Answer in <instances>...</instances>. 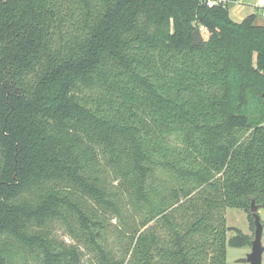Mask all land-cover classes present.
I'll list each match as a JSON object with an SVG mask.
<instances>
[{
    "label": "trees",
    "instance_id": "trees-1",
    "mask_svg": "<svg viewBox=\"0 0 264 264\" xmlns=\"http://www.w3.org/2000/svg\"><path fill=\"white\" fill-rule=\"evenodd\" d=\"M209 1L0 0V264L251 246L226 210L264 208V25Z\"/></svg>",
    "mask_w": 264,
    "mask_h": 264
},
{
    "label": "rangeland",
    "instance_id": "rangeland-1",
    "mask_svg": "<svg viewBox=\"0 0 264 264\" xmlns=\"http://www.w3.org/2000/svg\"><path fill=\"white\" fill-rule=\"evenodd\" d=\"M258 0H237L235 2H231L228 5L230 18L237 23H241L250 15L255 14L257 16L256 25L263 26L264 25V14L262 9H258L256 4ZM202 30V29H201ZM204 32V31H203ZM206 36L205 34L203 35ZM250 214L245 212L242 209H234L228 208L226 210V222L227 226L230 228H234L238 232L250 238L251 242L254 240V232L255 228L253 226L252 220L250 219ZM259 216L261 218V222L264 224V208L259 210ZM264 227V225H263ZM69 229L65 226H55L52 229V234L55 235V238L61 241L71 243L72 240L68 235ZM237 235L236 231H231L228 233V238H232ZM9 246L6 245L5 255L8 259L7 264H38L35 260V257L31 256L26 251H22L19 249L18 245L14 243H9ZM262 245L264 247V230H263V238ZM252 246H247L244 248H231L227 249V264H245L241 263L240 260L245 259L246 256L251 253ZM84 264H91L90 259L86 258L84 260ZM262 264H264V253L262 256Z\"/></svg>",
    "mask_w": 264,
    "mask_h": 264
},
{
    "label": "water",
    "instance_id": "water-1",
    "mask_svg": "<svg viewBox=\"0 0 264 264\" xmlns=\"http://www.w3.org/2000/svg\"><path fill=\"white\" fill-rule=\"evenodd\" d=\"M195 45H199L202 42L201 35L198 31L194 32ZM260 207L254 202L251 204L250 212L254 218L255 232L254 240L252 241L251 253H249L245 259L240 260L241 263L245 264H262V256L264 253V247L262 245L263 238V223L259 216Z\"/></svg>",
    "mask_w": 264,
    "mask_h": 264
},
{
    "label": "built area",
    "instance_id": "built-area-1",
    "mask_svg": "<svg viewBox=\"0 0 264 264\" xmlns=\"http://www.w3.org/2000/svg\"><path fill=\"white\" fill-rule=\"evenodd\" d=\"M227 4L226 0H213L208 2L209 7L213 6H225ZM258 6L264 7V0H259L258 1ZM203 30V28H201Z\"/></svg>",
    "mask_w": 264,
    "mask_h": 264
},
{
    "label": "crops",
    "instance_id": "crops-1",
    "mask_svg": "<svg viewBox=\"0 0 264 264\" xmlns=\"http://www.w3.org/2000/svg\"><path fill=\"white\" fill-rule=\"evenodd\" d=\"M258 1H259V0H258ZM258 1H257V2H258ZM256 7H257L258 9H262V12H263V14H264L263 8L260 7V6H258V3L256 4Z\"/></svg>",
    "mask_w": 264,
    "mask_h": 264
}]
</instances>
